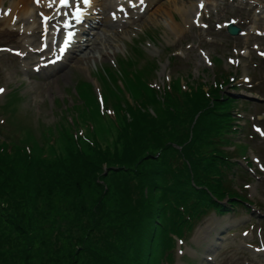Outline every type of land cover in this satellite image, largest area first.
I'll use <instances>...</instances> for the list:
<instances>
[{"label":"rangeland","instance_id":"1","mask_svg":"<svg viewBox=\"0 0 264 264\" xmlns=\"http://www.w3.org/2000/svg\"><path fill=\"white\" fill-rule=\"evenodd\" d=\"M5 1L8 9L15 0ZM126 1L129 0L122 2ZM47 2L34 4L29 18L24 16L26 19L22 22L9 24L0 18V88L5 89L0 93V125L5 128L1 139L14 141L18 134L21 142L31 144L37 157L48 160L67 154L77 143L76 136L85 149L88 139L98 140L110 147V153L105 159H95L93 155L90 163L76 162L72 168L65 167L48 179L25 177L20 170L15 179L4 175L12 183L23 178L21 191H31L23 194L29 200L13 195L9 200L0 198V264H93L97 255L110 256L113 261L115 253L113 257L111 253L107 255L108 249L113 242L118 248L117 233L121 224L127 235L130 234L143 208L149 207V193L153 188L149 177L153 171L159 173L164 165L162 157L173 156L172 159L178 161L175 165L180 169L176 170V176L181 167H189V142L193 141L197 131L194 127L198 126L200 114H203V104L197 102L200 99L192 103L186 98L179 101L180 107L190 111L192 107V112H196L190 114L192 124L185 122L182 128L179 127L178 133L184 131L181 144L164 138L165 142H160L158 148L152 140L157 137L155 135L136 141L137 128L142 125L134 124L132 119L128 120L125 135H120L118 125L124 123V119L116 103H108L116 116H104L99 110L94 111V91L99 94L100 88L102 91L117 89L114 75L104 80L106 69L126 51L132 54L133 49L141 50L143 54L132 56L129 70L135 67L142 73L147 58L159 60L160 69L153 84L161 88L162 99L165 98L163 86L172 74L181 75L183 83L185 79L192 80L189 72L194 78L203 77L205 82H212L218 68L214 66V57H220L223 69L236 75L223 94H231L239 104L237 112L243 117L241 124L245 131L239 134L237 141L251 142L256 148V152L249 151L255 178L240 176L238 179L251 204L225 214L211 213L195 229L183 250L178 251L176 264H264V167H261L264 165V135L257 131L264 132V0H149L148 5H142L132 13L102 15L97 31L107 40L101 46L98 58L88 60L86 65L83 59L73 56L57 71L52 69L58 68L55 62L47 67L39 66L51 61L43 57H49L53 51L43 57L38 51L41 44L49 41L54 49L55 41L63 37L60 33L63 31L59 30L62 25L52 23L53 27L47 28L45 23L46 32L53 35L45 34L41 39L32 33L42 22L48 21L49 25L54 17L64 12L57 10V13L55 9L50 12V5L56 1ZM115 2L117 4V0L102 1L111 7L116 5ZM121 6L117 5V8ZM42 13L50 17L47 19ZM89 17L99 16L91 13ZM227 22L237 27L238 35L229 34L227 28L221 29ZM17 29L24 32L17 33ZM144 31H152L155 39L141 40L135 47H129L132 39ZM84 37L86 40L91 38L89 33ZM18 44H25L27 48H20ZM167 47L173 48L179 58L173 68L169 65ZM95 78L101 81V87ZM234 85L240 87L239 91L232 90ZM154 107L148 106V109L154 117L151 121L155 123L160 116L156 115L159 111ZM88 109L93 112H87ZM72 120L74 126L69 124ZM132 140L134 146L128 150L127 145L132 146ZM230 144L236 145L242 155L246 154L243 152L245 146L233 140ZM158 151L164 153L161 158H156ZM244 161L240 160L241 164H245ZM173 177L171 175L169 180ZM6 181L0 178V189ZM36 186L48 196L34 194ZM53 194H56L54 198ZM127 208L135 214L129 221H123L121 213ZM127 225L132 227L127 230ZM20 227L26 235H21Z\"/></svg>","mask_w":264,"mask_h":264},{"label":"trees","instance_id":"2","mask_svg":"<svg viewBox=\"0 0 264 264\" xmlns=\"http://www.w3.org/2000/svg\"><path fill=\"white\" fill-rule=\"evenodd\" d=\"M138 53L142 55L143 51L134 49L133 57H136ZM132 59V56L121 58V75L119 71L107 68V73L103 76L104 80L113 75L116 79L124 75L137 77L135 83L130 80L132 89L138 92L134 101H130L125 94H114L113 90H106L105 96L108 103H116L117 110L124 119V123L118 125L120 135L121 133L125 135L128 120L132 119L134 124L138 122L142 125L137 128L139 135L136 137V141L155 135L157 137H152V140L156 148L161 146L160 142H165L164 138L180 143L184 136L183 130L178 133L182 128L181 125L185 122L192 124L193 116L190 114L196 113L192 112L194 109L192 107L191 111L186 107H180L179 101L183 98L188 99L189 103L198 99L200 100L197 102H202L201 111L203 114H200L198 126L194 127L195 131L201 130V132L197 133L198 135H196L197 131L194 132L193 141L189 142L188 151L191 154L189 167H181L177 176L175 172L180 168H176L175 164H179L178 161L175 158L172 159L173 156L162 157L164 153L161 151L160 153L156 152V158L162 157L164 165L161 167L160 162H157L156 164L161 167L160 175L158 176L159 173L156 170L149 177L153 187L149 193V207L143 208L138 223L131 229L130 234L127 235L121 221L122 224L117 233L118 248L113 242L107 252V255L111 253V257L115 253L113 261L109 258L110 256L97 255L92 262L93 264H173L176 249L175 235L181 238L186 237L195 225L211 211L222 212L228 207L235 210L245 201L234 187L235 177H231V174L235 175L233 169L236 165L232 162L231 153L225 147L230 145V134L235 126L236 116L233 111L236 100L223 94L224 87L231 81L225 74H222L224 76L215 77L216 81L209 84L208 89L203 82L187 81L189 89L184 88L181 82H175L165 90L164 101H161L159 91L155 87L151 85L149 90L144 87L145 84H149V79L159 68L157 62L148 60L141 73L140 70L137 72L129 70L128 65L133 61ZM133 69L136 68L133 67ZM211 102H213L212 106ZM96 103L101 113L97 98ZM148 106H155L154 108L159 111L156 114L160 116L158 122L151 121L154 117L149 113ZM94 111H97V108H94ZM102 114L113 117V114H110L107 109ZM69 124L73 126L71 123ZM90 125L92 126V123ZM187 129L190 130L189 125ZM64 134L68 136L66 133ZM1 135H3L2 128H0V178L7 181L0 189L1 199L9 200L13 195L21 197V200H29L23 194H27L31 190L21 191L20 181H23V178L19 179L18 183L9 181V179H15L18 170L21 174L24 173L25 177L35 176L39 180L42 177L48 179L65 167L72 168L76 162L90 163L92 162L90 158H93V155L96 156L95 159H105L104 157H108L110 153L109 146L105 147L100 141L94 142L88 138L85 139H88L85 149L79 136H76L77 143L68 150V155H58L56 159L48 160L37 157L33 153L31 144L2 140ZM131 143L132 146L129 143L127 145L128 150L134 146L135 141L132 140ZM171 175L174 177L169 180ZM191 178L193 179L191 180ZM41 191L39 186L33 189L34 194L40 193L41 196H48L43 195ZM158 194L160 195L159 199ZM54 196L56 194H53V198ZM226 198L229 201L227 205L222 203ZM157 199L158 203L156 204ZM134 214L135 212H129L128 208L124 209L121 213V220L129 221ZM131 227L127 225L126 229ZM19 230L21 235H26L22 227Z\"/></svg>","mask_w":264,"mask_h":264},{"label":"bare ground","instance_id":"3","mask_svg":"<svg viewBox=\"0 0 264 264\" xmlns=\"http://www.w3.org/2000/svg\"><path fill=\"white\" fill-rule=\"evenodd\" d=\"M47 1L48 0H39V2L43 3V4L44 3L47 4ZM100 1H102V0H100ZM39 2H37V0H15L10 5V7L8 9H6L5 8L6 1L0 0V18L2 19L3 22L9 23V24L16 23V22L17 23L22 22L26 19L25 17H28L30 9L33 7V5L34 4L36 5V3H39ZM134 2L135 3L133 6H129L126 8L127 11H132L135 7L142 6V5L146 4L148 2V0H144L143 4L140 3V0H135ZM94 4H95V2L93 3V5ZM115 4H116V2H115ZM100 5H101V7H100ZM99 7H100L99 9H101V11L97 8V6H94V7L89 8V9H92L93 13H96V15H101V16L102 15L107 16L108 12L115 10V6L111 7L110 5H106L105 3H100ZM89 9H87V11ZM44 14H46V13H44ZM86 14H88V13H86ZM84 19H86V17H84ZM58 20H60V18L55 17L53 19V22H58ZM91 20L93 22L90 23V25L92 26L90 31L88 29H86L85 26H82L79 24H75V28L70 29V32L74 30V36H73L72 40L69 42L67 48H65L64 42H61L60 47L54 51L53 55H51L49 57H46V56L43 57V55L45 53L52 51V48L49 46L51 45L53 47V44L51 42H49L48 46L45 45L42 48V51H39V55H41L43 58H48V59L54 61L58 58H69L71 56L70 53L74 52L75 58L83 59L84 63L86 65H88V62H87L88 60L98 58V55H99L98 52H101V50H102L101 46L104 45L105 41L107 40V37L104 40L103 37L99 36V32L97 31V29L99 28V26L97 25L98 19L93 18ZM67 21H70V18H68ZM64 25L66 26V24H64ZM66 27H69V26H66ZM34 30H33L34 32H32V33L37 35L38 37L40 36V39L43 38V36L45 34H48L46 32V30L42 29L40 26H38V28L34 29ZM15 32L22 33L24 31L17 29V30H15ZM85 32H88L90 34L91 38L86 40L85 37H82ZM25 33H27V32H25ZM35 41H37V39ZM18 47L26 49L27 45L18 44ZM61 49H64V51H61ZM87 50H88V52H87ZM51 63H52V61L48 60L46 62H42L39 66L42 68V67H44L48 64H51Z\"/></svg>","mask_w":264,"mask_h":264},{"label":"snow or ice","instance_id":"4","mask_svg":"<svg viewBox=\"0 0 264 264\" xmlns=\"http://www.w3.org/2000/svg\"><path fill=\"white\" fill-rule=\"evenodd\" d=\"M37 2H39V0H37ZM84 2H85V3H89L90 0H84ZM143 2H144V0H140V3H141V4H143ZM60 3H61L62 5L67 6V5L69 4V0H60ZM129 3H131V0H129ZM200 7H201V8L204 7L203 2H201ZM121 10H123V6H121ZM82 16H83V11H82V9L80 8L79 4L77 3V5H76V9H75V19L79 22V21L82 19ZM66 26H69V27H70L71 25L68 24V23L66 22ZM73 35H74V34H73L72 32H69V33H68V36H67V38H66L65 41H64L65 48H67L69 42L72 40ZM61 51H64V49H61ZM4 92H5V89H4V88H0V93H4ZM257 131H258V132H261V134L264 135V132H262L260 129H257ZM261 167H264V165H261ZM247 187H250V185L247 186ZM181 243H182V242H181Z\"/></svg>","mask_w":264,"mask_h":264}]
</instances>
